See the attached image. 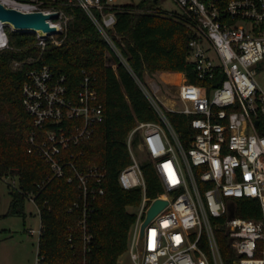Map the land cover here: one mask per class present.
I'll return each instance as SVG.
<instances>
[{
  "label": "built area",
  "instance_id": "built-area-1",
  "mask_svg": "<svg viewBox=\"0 0 264 264\" xmlns=\"http://www.w3.org/2000/svg\"><path fill=\"white\" fill-rule=\"evenodd\" d=\"M9 1L14 7L2 4L26 13L59 12L57 20L49 21L59 33L47 38L34 34L41 51L49 44L63 43L59 37L66 32L70 17L48 7L59 0ZM171 1L174 10L161 9L187 27V61L193 64L197 79L194 83L187 73H179L183 78L179 92L182 105L170 110L193 116L195 135L189 148L158 100L159 84L141 80L109 34L117 23V11L125 4L118 0H62L87 12L160 118L138 121L132 129L127 141L132 163L118 177L124 189L141 188L143 192L140 206L135 207L137 219L129 232L127 252L133 264H224L217 237V232L224 230L236 253L235 264H264V250L260 248L264 242V0ZM8 27L2 25L0 51L10 48ZM83 74L79 89L72 91L66 74L49 65L33 68L27 72L22 95L37 128L28 139V152L39 155L56 176H65L70 170L68 182H76L79 189L78 200L70 210L80 213L78 225L85 251H89L93 234L88 220L94 211L92 203L105 194L107 171L99 165L78 171L72 161L74 155L68 159L64 156L70 147L90 140L105 119L96 77L86 70ZM135 145L153 163L164 188L155 199L147 196L143 162L134 154ZM158 199L168 205L142 233L149 210ZM239 199L258 200L262 218H232L234 202ZM204 236L210 254L203 247Z\"/></svg>",
  "mask_w": 264,
  "mask_h": 264
},
{
  "label": "trees",
  "instance_id": "trees-1",
  "mask_svg": "<svg viewBox=\"0 0 264 264\" xmlns=\"http://www.w3.org/2000/svg\"><path fill=\"white\" fill-rule=\"evenodd\" d=\"M159 3L142 0L120 6L117 23L109 34L141 80L146 73L172 72L187 73L190 81L196 83L193 64L187 61L190 33L184 22L161 9ZM48 7L62 10L70 17L66 32L59 37L63 40L61 45L49 44L41 51L34 33L6 28L10 48L0 51V181L11 177L18 180V186L10 187L9 210L0 219L25 218L27 201L33 198L41 220L40 264H119L120 257L128 251L129 232L137 219L129 208L140 206L143 196L141 188L126 190L118 181L121 171L132 163L128 137L138 121L160 118L83 8L65 5L62 0L50 2ZM43 65L66 74L72 91L79 89L83 71L92 73L104 106L105 119L97 125L93 137L64 152L67 159L74 155L72 161L78 171H87L94 165L107 171L103 181L105 194L92 203L94 211L88 220L93 234L89 251H85L83 231L78 225L80 213L70 210L79 197L77 183L68 182L70 170H66L65 176H56L39 155L28 152V139L37 128L23 105L22 90L27 72ZM165 113L189 148L195 135L191 127L193 116L170 110ZM141 167L147 196L155 199L164 192L162 183L151 161L146 160ZM234 204L235 216L262 218L258 200L239 199ZM217 237L224 264H235L236 253L225 231H218ZM203 247L210 254L205 236ZM260 248L264 250V242Z\"/></svg>",
  "mask_w": 264,
  "mask_h": 264
},
{
  "label": "rangeland",
  "instance_id": "rangeland-1",
  "mask_svg": "<svg viewBox=\"0 0 264 264\" xmlns=\"http://www.w3.org/2000/svg\"><path fill=\"white\" fill-rule=\"evenodd\" d=\"M121 4H137L142 0H118ZM159 7L166 10H174L175 5L171 0H161ZM12 30L11 27H8ZM145 79L148 83L156 82L161 87L157 94L158 100L163 104L165 110L180 109L179 100L180 85L183 78L179 73L157 72L146 73ZM134 154L140 162H145L147 155L133 147ZM18 186L16 178H7L0 181V215H5L12 200L10 187ZM28 199L26 204V217H3L0 219V264H40L38 260V246L41 232V220L39 211L32 200ZM132 213H137L135 208H129ZM33 231V232H31ZM220 235V234H219ZM224 238V234L221 235ZM119 264H133L129 252L123 254Z\"/></svg>",
  "mask_w": 264,
  "mask_h": 264
},
{
  "label": "water",
  "instance_id": "water-1",
  "mask_svg": "<svg viewBox=\"0 0 264 264\" xmlns=\"http://www.w3.org/2000/svg\"><path fill=\"white\" fill-rule=\"evenodd\" d=\"M59 17V12L49 14L44 12L26 13L0 3V22L8 23L6 26H10L14 32L18 33H39L42 38H47L60 32L57 27L52 26L49 22L50 20H57ZM167 205L168 202L161 199L153 203L142 225V233L146 225ZM231 217L233 218L234 214Z\"/></svg>",
  "mask_w": 264,
  "mask_h": 264
},
{
  "label": "bare ground",
  "instance_id": "bare-ground-1",
  "mask_svg": "<svg viewBox=\"0 0 264 264\" xmlns=\"http://www.w3.org/2000/svg\"><path fill=\"white\" fill-rule=\"evenodd\" d=\"M1 3H4L5 5H9L11 7H14L12 5H10V1L9 0H0ZM8 23H3V22H0V32L3 31V28H2V25L6 26Z\"/></svg>",
  "mask_w": 264,
  "mask_h": 264
},
{
  "label": "crops",
  "instance_id": "crops-1",
  "mask_svg": "<svg viewBox=\"0 0 264 264\" xmlns=\"http://www.w3.org/2000/svg\"><path fill=\"white\" fill-rule=\"evenodd\" d=\"M169 110H171V109H169ZM4 180H7V179H4Z\"/></svg>",
  "mask_w": 264,
  "mask_h": 264
}]
</instances>
